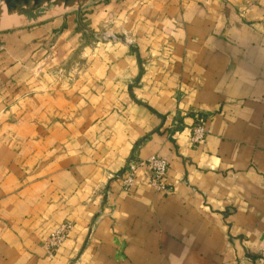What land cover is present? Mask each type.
<instances>
[{
  "label": "crops",
  "instance_id": "obj_1",
  "mask_svg": "<svg viewBox=\"0 0 264 264\" xmlns=\"http://www.w3.org/2000/svg\"><path fill=\"white\" fill-rule=\"evenodd\" d=\"M66 6L0 31V264H261L264 0Z\"/></svg>",
  "mask_w": 264,
  "mask_h": 264
},
{
  "label": "built area",
  "instance_id": "obj_2",
  "mask_svg": "<svg viewBox=\"0 0 264 264\" xmlns=\"http://www.w3.org/2000/svg\"><path fill=\"white\" fill-rule=\"evenodd\" d=\"M197 123L191 131V143L193 146L202 145L207 138L206 119L204 117H198ZM144 167L149 174L150 186L155 192L169 195L172 192V187L168 183V174L170 171V165L166 158L160 155H153L145 161L130 163L122 176V183L124 188L130 189L133 187L136 173L138 168ZM73 224L70 222L62 223L54 233L44 243L49 257L53 258L59 251V249L65 244L69 238ZM261 264H264V247L260 252Z\"/></svg>",
  "mask_w": 264,
  "mask_h": 264
},
{
  "label": "rangeland",
  "instance_id": "obj_3",
  "mask_svg": "<svg viewBox=\"0 0 264 264\" xmlns=\"http://www.w3.org/2000/svg\"><path fill=\"white\" fill-rule=\"evenodd\" d=\"M94 0H71L70 4H74L75 7L79 6V5H84V4H88L90 2H92ZM59 6L61 7H64L66 6L65 2L63 1H59V0H52L51 2H44L42 3L40 6L38 7H35L34 4H32L30 7H27V6H22L20 7L19 9H17L16 11H13V12H9V10L7 9V6L5 3H0V17L3 18V17H8V16H12V15H15V14H19L21 16V13H22V16L23 17H27V16H31V15H34L33 13L36 11V10H42L44 11V13H50L51 11V14L47 16V19L50 18L49 16H53L56 11L58 12V10L62 9L64 10L63 8H58ZM56 8V9H55ZM58 8V10H57ZM35 10V11H34ZM51 10V11H50ZM56 10V11H55ZM50 11V12H49ZM53 13V14H52ZM27 14V15H26ZM21 16V17H22ZM33 17V16H31ZM46 18V17H45ZM45 19L43 20H40V21H44ZM38 21V22H40ZM34 23H37V22H34ZM33 24V23H31ZM29 25V24H27ZM20 26H25V25H17V26H10L7 27V28H4V29H1V30H6V29H11V28H15V27H20ZM0 30V31H1Z\"/></svg>",
  "mask_w": 264,
  "mask_h": 264
},
{
  "label": "bare ground",
  "instance_id": "obj_4",
  "mask_svg": "<svg viewBox=\"0 0 264 264\" xmlns=\"http://www.w3.org/2000/svg\"><path fill=\"white\" fill-rule=\"evenodd\" d=\"M57 10H58V8H57ZM51 12L50 13H44V11L38 9V10H36L33 13L34 15H31L33 17H31V16L23 17L22 13H21L22 17L19 14H15V15L8 16V17H3V18L0 17V30L4 29V28H7V27L10 28V26L14 27V26H17V25H27V24H31V23H34V22H38V21L43 20V19H47V16L50 15ZM58 12H60V9L58 10ZM58 12L56 11V13H58ZM49 17H51V16H49Z\"/></svg>",
  "mask_w": 264,
  "mask_h": 264
},
{
  "label": "water",
  "instance_id": "obj_5",
  "mask_svg": "<svg viewBox=\"0 0 264 264\" xmlns=\"http://www.w3.org/2000/svg\"><path fill=\"white\" fill-rule=\"evenodd\" d=\"M52 0H0V3H5L9 12L16 11L22 6L30 7L34 4L35 7L40 6L44 2H51ZM69 4L71 0H59Z\"/></svg>",
  "mask_w": 264,
  "mask_h": 264
}]
</instances>
